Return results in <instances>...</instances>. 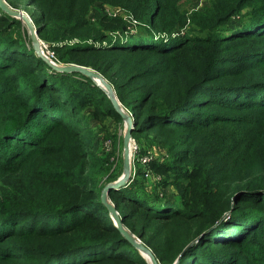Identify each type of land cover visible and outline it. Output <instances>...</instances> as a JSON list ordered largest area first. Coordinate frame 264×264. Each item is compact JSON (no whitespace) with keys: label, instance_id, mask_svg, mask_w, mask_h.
I'll list each match as a JSON object with an SVG mask.
<instances>
[{"label":"trees","instance_id":"1","mask_svg":"<svg viewBox=\"0 0 264 264\" xmlns=\"http://www.w3.org/2000/svg\"><path fill=\"white\" fill-rule=\"evenodd\" d=\"M7 1L30 10L56 61L109 81L134 116L141 155L160 147L169 156L111 192L124 226L159 264H174L186 246L179 264H264V51L237 47L264 46V0H215L192 13L179 0ZM98 2L127 11L144 35L116 37L129 28L121 15L90 20ZM244 13L256 19L251 26L224 29ZM21 22L0 15V264H148L101 202L107 161L85 123L93 101L103 108L93 116L122 117L90 78L58 73L8 38ZM179 29L194 35L171 38ZM73 78L91 89L83 102L62 85ZM207 96L214 100L202 104ZM149 170L162 176L158 189H177L184 210L158 205L160 193L142 184ZM150 219L167 228L162 238L150 234Z\"/></svg>","mask_w":264,"mask_h":264},{"label":"rangeland","instance_id":"2","mask_svg":"<svg viewBox=\"0 0 264 264\" xmlns=\"http://www.w3.org/2000/svg\"><path fill=\"white\" fill-rule=\"evenodd\" d=\"M214 1L215 0H179L178 5H179V8L184 12H188V13L206 12L212 7V4L214 3ZM12 8L19 10V11H23L32 19L30 10L28 8H26L25 6L20 5V6L12 7ZM31 9H33V8H31ZM246 13H247V10H246ZM246 13H244V15H240V16L236 17V19L233 20L231 23H229L224 29L229 28L230 30L235 32L236 30L241 29L242 27H244L247 24H250V23L252 24V22L256 19L252 16H249V14H246ZM0 15H7V14L5 12H3L0 8ZM116 15H121L122 17H124V19L128 22V25H129L128 32H126V33L120 32V34L118 33L116 35V37H122L121 39L126 40L128 38L140 37V36L144 35V34L137 33L138 28L133 23L132 18H131L132 16L127 11H124L119 7H113V6L108 5L106 3H103V2H98L95 4L94 8L92 9V11L89 15V19L92 21H97L103 16H116ZM32 21L35 22L34 19H32ZM251 24L246 26V27L251 26ZM34 25L37 27V25L35 23H34ZM187 31H189V29H187V30L179 29L177 33L172 35L173 37H171V38L183 39L185 36H187L189 34L194 35V33H192V32L188 33ZM132 33H134V34H132ZM12 37L19 39L18 41L20 44L26 46V48L29 49L30 51L31 50L34 51V53L37 55V53L35 52V50L33 48V43H32V39H31L30 31L24 22H21L20 25L13 26L11 28L10 35H8V38H12ZM166 41H168V40H166ZM124 43H126V42H124ZM173 43H175V41ZM234 43L237 44L239 42H234ZM260 43H264V42H260ZM132 45H136V44L133 43ZM41 47H42L43 51L45 52L46 56L49 57L52 61L56 62L59 65H64V64L59 63L58 61L55 60V56L52 55V51L49 49L48 45L44 44L42 41H41ZM237 47H238V50L240 51L239 55H241V54L246 55V53L247 54H255V53L264 51V46L262 44L252 45L251 43L244 42V43H240V46H237ZM255 56H258V54H255ZM38 58H40V57L38 56ZM260 67H264V63H262V65H260ZM53 72L54 71H52V70L49 71V73H53ZM56 75L60 76V74H55L54 78H57ZM54 78H52V80ZM70 81L71 82H69V83L63 82L62 85L65 87H68V88L72 87L73 88L72 93H73L74 97L80 98L79 101H82V102L89 98V97H87V98L83 97L86 94L88 88L81 86L82 81L80 78H73ZM92 85L93 86L95 85L98 87V85L94 81L92 82ZM88 90H91V89H88ZM204 95H206V94H204L202 91L199 92L197 94V100L201 101V99L203 98ZM213 98L214 97L207 96L206 98H204L202 100V104L210 103V101L214 100ZM36 102L40 103L38 100H36ZM31 105H33V103H31ZM122 106L126 112L130 113V111L127 107H125L124 105H122ZM101 109H103V108L96 106L94 101L91 102L88 109L86 110L88 114L85 115V123H87L89 128H90V133L92 134L93 145H94V148L96 147V149H95L96 153L101 158H103L107 161L101 167H99L100 171H102L104 173V176L102 179V184H101V188H102V192H103L104 188L108 184H112V183L117 182V180L123 174V150H124L123 144H124V135H125L126 124H125L124 120H122L121 122H118L116 119H114L112 117H107L105 115H102L99 117H97L95 115L93 116L94 113L100 112ZM190 112H191V110H189V113ZM250 117H253V116H250ZM38 118H39V116L37 118L35 116H33L34 124L38 123ZM33 131L36 132L35 130H33ZM33 131H29V132L32 133ZM38 134L43 135V132L38 133ZM14 143L18 145V141L14 142ZM133 148H134L135 158L134 159L132 158V179H131L130 183H132L134 181V178L137 176L138 168H144V167L146 168V167H148V165L150 163H155L154 161L159 162L158 160H160L162 157L164 158L165 161L166 160L168 161V159H169L168 155H164V156L162 155L163 152H162L160 147L150 148L149 151L146 152V154L141 155L142 147L138 145V143L136 142L135 139H134V143H133ZM16 149H17V146H16ZM212 152H214V151H211L210 153H212ZM168 162H170V161H168ZM164 163H163V165H166V162H164ZM198 172H201V171L198 170ZM144 180H146V182H145L146 185L144 184L143 181H142V184H143V187L145 188V190H147L149 193H154L156 195H157V193L158 194L160 193V195L158 196L159 198L157 200V201H160L158 205H161V204L167 205L168 204L169 208H167V206H166L164 209H172L171 211L183 209L181 206L182 198H181V196H179L176 188H173L172 190L171 189H165V191H163L160 188L159 189L157 188V186L159 185L158 183L162 180V176L154 175V174H152V171L149 170V171L145 172ZM20 183L21 182H17L16 185L19 186ZM200 183L203 185V184H205V181L201 178ZM12 191L13 190L8 189L7 191H4L3 193L8 198H10V197H13V196H11ZM101 195H102V193H101ZM110 200L114 203V205H116V203L113 201L111 195H110ZM234 221L231 220L228 223H236ZM55 222H57V220ZM145 226H147L149 228L150 234L156 235V238H158V237L162 238L163 234H159V233H164V231H167V228H165L163 224L157 223L151 219L146 220ZM168 228H170V227L168 226ZM135 236L138 237L137 235H135ZM138 238L145 245L144 241L140 237H138ZM211 238L212 237H210L209 239H211ZM5 250L7 251V249H5ZM198 257H199V254L196 252H193L192 255L190 256V260H193V258L198 259ZM63 260H65V259H59L56 262V264L59 263V261H63ZM71 263H72V261H71ZM71 263L66 262L65 264H71Z\"/></svg>","mask_w":264,"mask_h":264},{"label":"water","instance_id":"3","mask_svg":"<svg viewBox=\"0 0 264 264\" xmlns=\"http://www.w3.org/2000/svg\"><path fill=\"white\" fill-rule=\"evenodd\" d=\"M0 8L3 12H5L8 16L12 18H16L21 20L28 27L31 39L33 43V48L37 55L43 59L54 71L58 73H80L85 77L90 78L94 81L103 91L106 92L108 98L111 100L115 111L122 117L125 121L126 129L124 135V150H123V174L117 180V182L108 184L101 195L102 204L108 209L110 217L112 218L115 226L119 229V231L124 235V237L140 252L143 258L149 264H159L156 256L152 252L150 248L145 246L142 241L136 237L133 233L127 229L120 216V213L117 209V206L110 200V195L112 191H118L121 188L127 187L132 179V158H133V132L135 129V120L133 116L129 112H126L123 108L114 87L97 71L92 70L90 68L80 66V65H59L56 62L52 61L49 57L46 56L45 52L41 47V40L39 38L38 28L34 25L32 19L23 11L16 10L12 8L7 0H0ZM206 233L202 234L201 237L205 236ZM189 246H186L181 254L177 257L174 264H179L182 257L185 255Z\"/></svg>","mask_w":264,"mask_h":264},{"label":"built area","instance_id":"4","mask_svg":"<svg viewBox=\"0 0 264 264\" xmlns=\"http://www.w3.org/2000/svg\"><path fill=\"white\" fill-rule=\"evenodd\" d=\"M52 55L54 56V53L52 52ZM131 116H133V114H131ZM134 118V116H133ZM135 158V155H134V148H133V159ZM148 176V175H147Z\"/></svg>","mask_w":264,"mask_h":264}]
</instances>
